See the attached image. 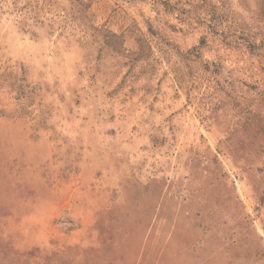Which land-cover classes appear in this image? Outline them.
Here are the masks:
<instances>
[{
  "label": "rangeland",
  "instance_id": "374dc122",
  "mask_svg": "<svg viewBox=\"0 0 264 264\" xmlns=\"http://www.w3.org/2000/svg\"><path fill=\"white\" fill-rule=\"evenodd\" d=\"M0 264H264V0H0Z\"/></svg>",
  "mask_w": 264,
  "mask_h": 264
}]
</instances>
